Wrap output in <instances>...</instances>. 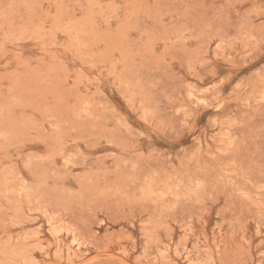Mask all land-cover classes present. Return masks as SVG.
Here are the masks:
<instances>
[{"label":"rangeland","instance_id":"1","mask_svg":"<svg viewBox=\"0 0 264 264\" xmlns=\"http://www.w3.org/2000/svg\"><path fill=\"white\" fill-rule=\"evenodd\" d=\"M0 264H264V0H0Z\"/></svg>","mask_w":264,"mask_h":264}]
</instances>
